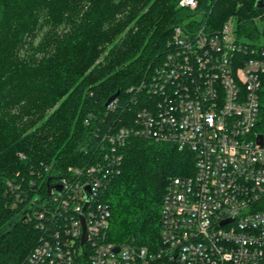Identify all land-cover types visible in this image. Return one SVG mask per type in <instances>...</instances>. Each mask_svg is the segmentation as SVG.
<instances>
[{
  "label": "trees",
  "instance_id": "trees-1",
  "mask_svg": "<svg viewBox=\"0 0 264 264\" xmlns=\"http://www.w3.org/2000/svg\"><path fill=\"white\" fill-rule=\"evenodd\" d=\"M197 2L0 0V264H21L38 242L28 205L45 196L48 179L102 160L104 135L132 123L140 105L130 98L162 62L176 25L215 31L233 17L241 38H264L256 0ZM121 152L102 196L109 238L156 247L167 186L193 171L194 157L138 135Z\"/></svg>",
  "mask_w": 264,
  "mask_h": 264
},
{
  "label": "built area",
  "instance_id": "built-area-1",
  "mask_svg": "<svg viewBox=\"0 0 264 264\" xmlns=\"http://www.w3.org/2000/svg\"><path fill=\"white\" fill-rule=\"evenodd\" d=\"M167 45L130 98L140 105L132 123L101 139L102 160L50 177L45 196L31 200L40 238L21 264H264V41L241 38L231 17L215 31L176 25ZM130 135L194 157L193 171L167 186L156 247L109 238L102 196Z\"/></svg>",
  "mask_w": 264,
  "mask_h": 264
},
{
  "label": "water",
  "instance_id": "water-1",
  "mask_svg": "<svg viewBox=\"0 0 264 264\" xmlns=\"http://www.w3.org/2000/svg\"><path fill=\"white\" fill-rule=\"evenodd\" d=\"M255 6H256L257 8H260V9L264 8V0H256V2H255ZM119 93H120V91H117L115 94H113V95L108 99L107 103H109V102H111L112 100H114V99L119 95ZM49 189H50V187H49ZM85 189H86L87 194H88V196H87V202H86V204H85V207H86L87 204L89 203V201L91 200V195H90V189H89V187L86 186ZM115 250L118 251L119 248L117 247Z\"/></svg>",
  "mask_w": 264,
  "mask_h": 264
},
{
  "label": "rangeland",
  "instance_id": "rangeland-1",
  "mask_svg": "<svg viewBox=\"0 0 264 264\" xmlns=\"http://www.w3.org/2000/svg\"><path fill=\"white\" fill-rule=\"evenodd\" d=\"M197 20L199 19V20H203V14H199V15H197L196 17H195ZM233 18V17H232ZM199 27V25L198 26H196V25H192V26H187V28L189 29V30H192V31H195V30H197V28ZM261 40H263L264 41V38L263 39H261Z\"/></svg>",
  "mask_w": 264,
  "mask_h": 264
}]
</instances>
